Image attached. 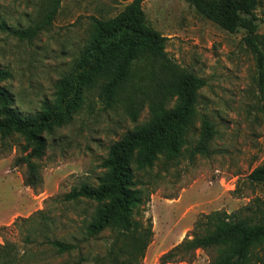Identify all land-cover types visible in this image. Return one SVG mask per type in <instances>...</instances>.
Masks as SVG:
<instances>
[{"label": "rangeland", "instance_id": "rangeland-1", "mask_svg": "<svg viewBox=\"0 0 264 264\" xmlns=\"http://www.w3.org/2000/svg\"><path fill=\"white\" fill-rule=\"evenodd\" d=\"M128 3L64 0L52 26L30 42L1 26H34L43 16L44 0H0V69L11 74L3 86L14 96L15 107L31 115L43 101L54 100L59 82L68 77L89 40L91 18H113ZM144 11L148 26L168 39V55L179 67L206 81L199 92L198 110L216 125L210 157L190 155L199 137L200 122L196 121L178 158L161 157L139 175L143 204L135 220L144 225L151 221L154 232L142 264H159L160 257L192 231L200 215L254 210L264 204V184L247 180L255 168L264 165V96L256 83L255 57L242 41L243 30L228 33L183 0H145ZM256 14L264 45V0ZM148 118L146 107L138 124ZM136 126L122 104L106 109L94 93L89 95L72 123L48 136L46 155L38 162L44 187L36 194L23 185L26 169L12 166L23 140L15 136L0 141V215L4 214L0 217H7L21 204L14 222L0 234V244L8 241L11 251L16 248L12 255L18 264H110L105 257L107 242L115 234L105 231L97 239H86L85 227L97 205L59 199L81 184L96 186L111 145ZM243 215L252 213L244 211ZM45 238L77 242L80 248L58 256L38 245ZM207 262V256L199 252L195 264Z\"/></svg>", "mask_w": 264, "mask_h": 264}, {"label": "trees", "instance_id": "trees-1", "mask_svg": "<svg viewBox=\"0 0 264 264\" xmlns=\"http://www.w3.org/2000/svg\"><path fill=\"white\" fill-rule=\"evenodd\" d=\"M63 1L44 0L43 16L32 27L6 28L4 24L1 28L19 40L32 42L52 26ZM122 1L129 3L115 17L91 18L89 40L68 77L59 82L55 99L43 101L35 113L24 115L15 107L14 96L3 86L11 74L0 69V141L15 136L23 140L12 166L24 167L23 185L35 194L42 193L44 179L38 162L46 155L48 136L70 125L92 93L106 109L122 104L137 126L111 145L96 186L81 184L59 201L96 204L85 227L86 239L111 231L115 236L107 242L105 255L109 263L142 264L154 232L151 221L144 225L135 220L143 204L139 175L153 168L161 157L168 161L178 158L196 121L200 122L199 137L190 155L210 157L216 125L198 110L199 92L206 81L179 67L168 55V39L147 24L145 0ZM183 1L228 33L245 32L242 41L255 57L256 83L264 96V45L256 14L261 0ZM146 107L149 118L138 124ZM247 180L264 184V165L255 168ZM244 211L252 215L244 216ZM5 229L1 227L0 234ZM26 241L33 243L30 238ZM37 243L58 256L71 255L80 248L77 242L56 238ZM11 250L8 241L0 244V256H4L0 264H18L12 255L17 250ZM199 252L207 256L206 264H264V204H257L254 210L200 215L192 231L164 253L159 264H195Z\"/></svg>", "mask_w": 264, "mask_h": 264}, {"label": "crops", "instance_id": "crops-1", "mask_svg": "<svg viewBox=\"0 0 264 264\" xmlns=\"http://www.w3.org/2000/svg\"><path fill=\"white\" fill-rule=\"evenodd\" d=\"M14 194L15 193L13 192V195ZM20 210H21V204H18V207L13 212H11L9 215H7V217H4V218L0 217V228L5 227L6 225H11L14 222L13 217L16 216V214L19 213ZM3 215L4 214H1L0 216H3Z\"/></svg>", "mask_w": 264, "mask_h": 264}]
</instances>
